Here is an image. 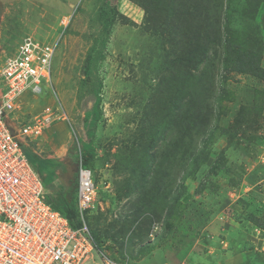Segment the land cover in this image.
Masks as SVG:
<instances>
[{
  "label": "rangeland",
  "instance_id": "374dc122",
  "mask_svg": "<svg viewBox=\"0 0 264 264\" xmlns=\"http://www.w3.org/2000/svg\"><path fill=\"white\" fill-rule=\"evenodd\" d=\"M0 3L1 59L27 36L59 41L51 86L22 98L20 120L64 107L76 168L91 142L98 200L77 220L112 258L264 264V0ZM256 63L263 72L251 73ZM51 126L22 143L35 165L29 147L54 153ZM44 172L48 195L76 196L78 176L66 188Z\"/></svg>",
  "mask_w": 264,
  "mask_h": 264
},
{
  "label": "built area",
  "instance_id": "2783aa9c",
  "mask_svg": "<svg viewBox=\"0 0 264 264\" xmlns=\"http://www.w3.org/2000/svg\"><path fill=\"white\" fill-rule=\"evenodd\" d=\"M58 45L57 39L46 43L27 36L14 54L0 58V264H123L96 243L86 224L74 227L48 203L44 179L22 147L68 118L61 105L47 106L26 122L19 114L30 90L43 92V81L51 86ZM80 159L77 207L82 215L96 204L98 187L93 170Z\"/></svg>",
  "mask_w": 264,
  "mask_h": 264
},
{
  "label": "trees",
  "instance_id": "16d2710c",
  "mask_svg": "<svg viewBox=\"0 0 264 264\" xmlns=\"http://www.w3.org/2000/svg\"><path fill=\"white\" fill-rule=\"evenodd\" d=\"M105 42H104V44H105ZM100 56L102 57V51L101 50H99L97 52V54L94 57L93 62H96L97 59L99 60L101 58ZM250 70H251V73H253V74H259L258 71L263 72V69L260 68V65L258 63L251 65ZM92 71H93V69L91 67H87V69L85 70V76L89 77L92 74ZM102 86H103V80L98 79L97 87L94 90L93 95L89 99L91 101L94 100L93 101L94 105L92 106L91 109L87 110L86 119L91 120V125L93 127L97 124V122L101 116L100 104H101V100H102L101 99ZM86 102H88V101H86ZM173 115H174V113H173ZM89 135L92 136L93 132L90 131ZM29 149L32 151L33 157H35L37 159L35 161L38 164L35 165V163L32 162V159L30 157H28L29 155H27V154L26 155L29 158L31 164L35 167V169L41 174V176L44 179V175H45L44 171L46 170V171L50 172V170H48V169H50L48 167L49 162L46 159H42L38 154H35L34 151L30 147H29ZM94 151L95 150H94V147L91 144V142H86L82 145L81 155H82V165L84 167H89L90 161L92 162V160L94 158ZM84 157H87V159H88L86 164L84 163ZM77 190H78V187H77ZM62 192L63 191H61L55 197L47 194L48 203L51 204L52 207L55 208L56 210H59L61 213H63L70 220L71 224L74 227L83 226V222L77 220L78 215H80V212H79L78 207H77V194L75 197H71V199H69ZM73 195H75V194H73ZM246 219L251 220L253 223H259V219H257V217H255V216H251V217L249 216V218H246ZM96 238H94L96 243H98L99 246H101L103 243L99 242Z\"/></svg>",
  "mask_w": 264,
  "mask_h": 264
},
{
  "label": "crops",
  "instance_id": "0c3cea01",
  "mask_svg": "<svg viewBox=\"0 0 264 264\" xmlns=\"http://www.w3.org/2000/svg\"><path fill=\"white\" fill-rule=\"evenodd\" d=\"M14 123V122H12ZM70 131L69 124L67 120L61 119L55 122L54 125L49 128L47 133H50L52 137V150L53 154H47L45 156L39 154L42 159L54 162L53 168L50 170V173L56 174L57 179L59 180L58 184L63 187L69 188V185L72 184L77 176L79 177V167L80 165L74 167L72 161H74V152L71 145V137L68 132ZM69 135V136H68ZM70 141H69V140ZM79 182V178H78ZM62 188V187H61Z\"/></svg>",
  "mask_w": 264,
  "mask_h": 264
},
{
  "label": "water",
  "instance_id": "95a60500",
  "mask_svg": "<svg viewBox=\"0 0 264 264\" xmlns=\"http://www.w3.org/2000/svg\"><path fill=\"white\" fill-rule=\"evenodd\" d=\"M3 7H2V5H1V3H0V30H1V23H2V19H3Z\"/></svg>",
  "mask_w": 264,
  "mask_h": 264
}]
</instances>
